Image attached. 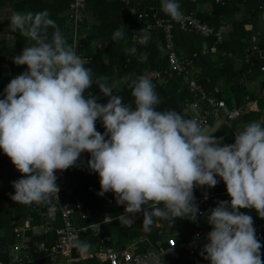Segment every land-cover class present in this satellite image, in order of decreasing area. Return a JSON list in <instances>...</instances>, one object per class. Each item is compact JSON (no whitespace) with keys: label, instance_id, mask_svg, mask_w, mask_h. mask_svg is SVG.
Here are the masks:
<instances>
[{"label":"clouds","instance_id":"obj_1","mask_svg":"<svg viewBox=\"0 0 264 264\" xmlns=\"http://www.w3.org/2000/svg\"><path fill=\"white\" fill-rule=\"evenodd\" d=\"M161 9L182 20L178 0H161ZM9 20L11 31L31 41L12 57L27 69L10 80L0 99V149L21 173L12 181L13 201L31 206L58 198L56 172L83 164L81 155L87 152L88 169L100 177L97 194L112 192L117 205L125 206L121 226L132 227L138 213L144 231L157 219L173 224L177 218L197 222L204 216L212 229L200 252L205 260L264 264L253 216L240 211L255 210L264 219V120L247 123L235 133L234 143L225 144L210 125L174 110L158 111L161 100L147 76H124L111 84L106 76L94 80L86 67L90 61L78 55L47 10L13 12ZM140 31L144 34L138 39L146 44L150 36ZM123 38L119 28L111 40ZM91 43L97 49L107 44ZM121 84L131 89L134 107L116 94ZM93 85L109 98L106 104L89 91ZM98 120L103 134L97 131ZM217 177L230 201H217L202 212L195 189L215 188ZM77 247L83 255L91 245L77 242ZM151 264H160L159 256Z\"/></svg>","mask_w":264,"mask_h":264},{"label":"trees","instance_id":"obj_2","mask_svg":"<svg viewBox=\"0 0 264 264\" xmlns=\"http://www.w3.org/2000/svg\"><path fill=\"white\" fill-rule=\"evenodd\" d=\"M12 1V0H0ZM25 0H22L23 2ZM29 12H40L47 10L50 18L53 19L59 26L61 32L66 37L69 33V24L66 10L71 3V0H29ZM40 2V6L36 5ZM52 1V2H51ZM89 1V0H88ZM99 2L103 0H98ZM226 0L224 3H216L211 0V10L201 12L196 11L195 1L178 0L181 5V11L189 12L196 11V15L210 25L220 27L232 20V29L223 32L222 40L215 42L213 38H203L195 35H187L178 27H174L173 32L178 40L175 39V48L178 54L191 56L196 53L193 65L200 69L201 73L197 76V81L202 88L225 101L226 108L229 110L232 106H238L249 103L247 100H253L251 105H248V111L238 117L244 123L251 121L264 120V70L260 67L264 65V52L262 56L257 53L250 54L247 58L243 49L250 45L251 35L257 31L262 32V25L259 24L258 17L261 12L259 2L254 0ZM138 9H158L161 6V0H134ZM110 7L97 5V17L94 22L84 20V29L89 26V33L84 39V55L89 59L86 67L91 68L95 77L106 76L109 78L108 83L111 84L115 80H120L124 76H130L132 79L138 76H147L155 86V91L158 94L161 102L157 106L158 111L174 110L185 118H190L187 112L186 105L192 101L193 97L189 91L187 83L183 77L173 76L164 81L162 77H155L154 72H162L167 66V58L164 53V34L160 28L150 30V39L145 43H138L139 33H136L138 27L133 16L128 12L126 6L120 0H110ZM48 4V5H46ZM46 7V9L44 8ZM245 11L248 13L246 18L237 19L236 12ZM69 14V13H68ZM264 27V26H263ZM119 28L124 30V38L119 41H112V34ZM52 29H49L51 35ZM9 39L10 49L0 52V65L9 63L11 74L3 76L0 70V99L4 98V89L12 78L21 74L27 69L26 65L17 66L13 63L12 57L21 54L25 46H29L31 41L25 39L19 33ZM204 40L207 51L202 53L201 46H197L195 40ZM92 41L107 42L104 48H94ZM185 41L186 46L183 44ZM259 46L264 48L263 35L259 36ZM183 53V54H182ZM189 54V55H188ZM254 82L253 85L251 82ZM257 82V83H256ZM253 87V88H252ZM93 95L99 97L98 102L106 104L108 97H105L96 85L89 90ZM117 95L123 97L126 104H132L134 107V98L131 95V89L127 84H121L115 89ZM115 94V93H114ZM261 98V99H260ZM186 109V110H185ZM244 110H246L244 106ZM186 111V112H185ZM97 131L101 134L105 132V128L101 121L96 122ZM217 138L224 137L223 143L232 144L235 139L231 133L222 131L216 135ZM90 159V154L82 153L81 160L83 164L77 167L69 168L67 176L74 184V197L79 198L85 205L90 208L93 213L94 220L99 221L106 215L105 206L109 200L116 203L115 194L112 192L106 193L103 197L97 193L100 189V177L98 173H91L87 167V160ZM10 158L0 149V229H3V234L0 236V262L9 264V244L14 241V234L10 226V221L18 215H25L31 211L30 206L17 204L13 201L9 194L15 193L12 186V181L21 178V173H14ZM219 190H223L220 188ZM196 192L203 193L205 190L197 189ZM117 211L110 213L114 219L112 223L106 225L107 232L111 234L117 227V234L120 240V247L125 248L126 244L138 237L142 232L143 214L138 213L132 227L121 226L119 216L125 211V206L117 205ZM208 211V210H207ZM248 213V212H246ZM117 220V221H115ZM159 220V219H158ZM161 225L171 224L169 221L159 220ZM59 223V219L58 222ZM179 229L177 239L187 240L191 236V228H209L204 217L197 222H190L188 219L177 218L174 222ZM198 224V225H197ZM164 234L163 227L152 226L148 234L151 242L161 241ZM42 235L37 238L41 240ZM47 243L51 242L50 238L46 237ZM85 242L91 245L89 250L96 249L94 238L84 239ZM110 242L109 244H111ZM144 243V242H143ZM165 245V241H161ZM264 245V243H262ZM145 249V247H142ZM264 248V247H262ZM261 248V249H262ZM169 252V251H168ZM264 255V251H261ZM74 256H81V253L76 249ZM84 259H79L75 264H108L103 258V254L96 251L95 254ZM102 261L100 262V260ZM48 259L36 260L32 264L46 263ZM160 264H208L200 258L191 259L181 249H174L164 255Z\"/></svg>","mask_w":264,"mask_h":264},{"label":"built area","instance_id":"obj_3","mask_svg":"<svg viewBox=\"0 0 264 264\" xmlns=\"http://www.w3.org/2000/svg\"><path fill=\"white\" fill-rule=\"evenodd\" d=\"M84 1L72 0L70 3L73 30L71 46L77 49L78 55L82 57H84L82 53V41L78 34V29L84 19ZM120 1L123 2L128 12L137 22L138 27L136 33H139L140 36L144 34L140 31L143 28L147 30V33L157 28L163 31V49L167 58V66L162 72L157 71L153 75L164 78V81H167L168 78L174 75L182 76L193 97L192 101L186 105V109L191 112L192 118L207 125L212 120H219L221 111L226 108L225 101L206 92L202 88L197 81V76L200 75L201 71L193 65L194 58L197 54L193 53L191 56H180L177 53L174 45L173 29L174 27H178L182 31L197 33L204 38L211 37L215 42H219L222 40L224 34L221 27L217 28L201 20L196 15L195 10L189 12L182 11V20L178 22L165 14L161 6L158 9L149 8L140 10L137 8L134 0ZM214 1L216 3H224L226 0ZM254 1L259 2L261 10L264 11V0ZM261 31L252 34L249 41L250 45L244 48L247 58L252 53H257L262 56L264 48L259 46L258 39L260 35H263L264 38L263 26ZM138 43L142 42L138 39ZM206 51L207 48L205 45L201 49V52L204 53ZM260 69L264 70V65ZM262 94H264V90ZM243 111H245L243 105L232 106L227 111L223 121L227 125H231L234 118ZM12 171L20 174L15 166L12 168ZM67 171L68 169L56 172L57 184L60 188L58 193L59 199L53 196L47 203L31 205V211L34 213V216L31 215L33 220L30 217H26L23 219L13 218L10 221L12 230L17 238V241L11 245L8 252L10 264H32V262L44 258L48 259V261L42 264H75L79 259L94 257L92 255L96 251L103 254V258L108 264H151V258L153 256H159L161 262L164 258V255H161V253L170 251L174 244L175 247L173 250L181 249L188 258H203L200 252L203 245L208 242L207 233L212 230L209 228H192L191 236L187 240L179 241L174 235L165 236V245H162L160 242L156 246H151L145 250L140 248L141 243L150 240L148 237L150 231H144L143 228L138 239L129 243L125 248H117L109 244L112 242V237L107 232L106 225L113 218L107 213L102 220L96 221L94 220L93 213L79 198H72L74 197V184L68 179ZM194 194L202 212H207V210L216 207L217 201H230L227 191L221 193L207 192V200L204 199V193L195 192ZM203 218L204 216H199L198 220ZM58 219L59 223H56ZM253 220L257 236L260 242H263L264 219L259 221L253 216ZM35 227L38 228V233L43 238L39 241L37 240L33 245H30L29 241L31 236H26V234L36 229ZM45 236L47 238L49 237L51 242L47 243ZM88 238L95 239L96 249L89 250L81 256H74V251L78 249L77 242H85L84 239ZM0 264L2 263L0 262Z\"/></svg>","mask_w":264,"mask_h":264},{"label":"crops","instance_id":"obj_4","mask_svg":"<svg viewBox=\"0 0 264 264\" xmlns=\"http://www.w3.org/2000/svg\"><path fill=\"white\" fill-rule=\"evenodd\" d=\"M22 0H12V1H4V2H1L0 3V49H2V51H8L10 49V41L9 39L12 38V37H15L16 32H13L11 31V29L9 28V25H10V16L12 15L13 12H17V11H20V12H29V4H30V1L29 0H25L23 2H21ZM38 1V0H37ZM72 1V0H71ZM192 1H195V5H196V11H201V12H205V11H209L211 10V0H192ZM41 1L37 2L36 5H41L40 4ZM52 2V1H51ZM110 2V0H103L101 2H99L98 0H85L84 1V6H83V12H84V19L83 21L81 22L80 26H79V29H78V34L79 36L81 37V41H82V53H83V56L85 58H87L85 55H84V39L87 37V34L89 33V26L91 24H88L86 25L87 29H84V20L87 19V21H90V22H94L96 17H97V11H98V7H96L97 5H102V6H106V7H110L111 4L108 3ZM215 2V1H214ZM243 2V1H242ZM136 4V2H135ZM48 5V4H46ZM46 9V7H44ZM34 13H37L34 12ZM66 13H67V18H68V24H69V33L67 35V38L69 40V44L71 45V41H72V18H71V9H70V4L66 10ZM69 13V14H68ZM248 16V13L245 12V11H238L236 12V15L235 17L237 19H241V18H246ZM258 20H259V24H261L262 26H264V11L261 10L260 12V15L258 17ZM232 20L228 21L226 24L220 26L221 29L223 30V32H227V31H230L232 29V23H231ZM182 31V30H181ZM184 33H187V35H195V36H198V37H202L201 35H198L197 33H193V32H186V31H182ZM204 38V37H203ZM175 39L178 40V36L176 37L174 35V45H175ZM197 42H198V45H197ZM195 43L197 46H201L200 48L202 49L206 43L204 42V40H195ZM185 45H183L184 47L186 46V43L184 41ZM176 47V46H175ZM1 52V50H0ZM243 52H244V49H243ZM183 54V53H182ZM180 56H185V55H181L179 54ZM189 55V54H188ZM88 59V58H87ZM89 60V59H88ZM0 70H1V73L3 76H10L11 74V70H10V65L9 63H2L0 65ZM257 83V82H256ZM253 88V87H252ZM261 99V98H260ZM249 103H246L244 106L246 108L245 111H243L241 113V115L245 114L244 112L248 111V105L250 106L251 103L253 102V100H247ZM243 105V104H241ZM186 110V109H185ZM228 111V110H227ZM227 111H221L220 113V119L219 120H212L209 125L216 128L218 131L216 133H214V136H216L218 133H221L222 131H225V132H229L231 133L232 137L234 138V135L236 132L238 131H241L243 130L244 126L246 125V123L240 121L238 119V117H240L241 115H238L237 117L234 118L233 122L231 125H227L223 119L227 113ZM186 112V111H185ZM187 112L190 114V118H192L191 116V112L187 110ZM82 157V155H81ZM223 190H215V189H207V188H204L205 192H215V193H221V192H225L227 191L226 190V187L225 188H222ZM196 192V190H195ZM203 192V193H205ZM198 193V192H197ZM15 194V193H14ZM85 204V203H84ZM86 206V205H85ZM87 207V206H86ZM88 208V207H87ZM117 205L115 203H113L111 200H109L105 206V209L107 210L106 211V214H110L114 211H117ZM90 210V208H88ZM91 211V210H90ZM241 212H244L245 214H250L252 216H254L256 219H258L259 221H261L262 219L257 215V213L255 212V210H248V209H241L240 210ZM92 212V211H91ZM248 212V213H246ZM124 213V212H123ZM121 213V214H123ZM31 215L34 216V213L32 211H29V212H26L25 215H18V217H14V218H18V219H23V218H26V217H31ZM119 218V217H118ZM13 219V218H12ZM33 220V219H32ZM114 220V219H113ZM117 221V220H115ZM190 221V220H189ZM114 221H111L110 223H112ZM191 222V221H190ZM10 224V223H9ZM168 225H173L174 229L172 230H169V231H166V228L168 227ZM11 226V225H10ZM154 226H158V227H163L164 229V234L162 235L161 237V241L163 240L164 241V238L165 236H168V235H174L176 237H178L179 235V229H178V226L176 224H163L161 225V223L159 222V220L157 219ZM12 228V226H11ZM36 229L34 230H31L29 231L26 236L30 235L31 238H30V241H29V244L30 245H33L38 239H35L37 238L40 234L38 233V228L35 227ZM114 230H112L113 232L111 233V237H112V245L117 247V248H122L120 247V240H119V237H118V234H117V227H113ZM192 229V228H191ZM13 231V230H12ZM3 229H0V236L3 234ZM14 234V232H13ZM139 237V235H138ZM138 237H134V239L132 241H135L138 239ZM17 241V238L14 234V241L11 242L9 244V249L11 247V245ZM132 241H130L129 243H131ZM149 241V242H148ZM148 241H145L144 243L142 242L141 243V249L142 250H145V249H148L150 248L151 246H156L157 244H159L161 241H156L155 243L154 242H151V240H148ZM126 244L125 247L128 246V244ZM264 243L261 242V244ZM142 247H145L142 248ZM264 251V248L261 249V251ZM9 256V255H8ZM202 260H205L204 258H200ZM1 260V259H0ZM194 260V259H193ZM262 260H264V255H262ZM208 264H210V262L208 260H205ZM2 263V262H1ZM3 264V263H2ZM10 264V263H9Z\"/></svg>","mask_w":264,"mask_h":264},{"label":"rangeland","instance_id":"obj_5","mask_svg":"<svg viewBox=\"0 0 264 264\" xmlns=\"http://www.w3.org/2000/svg\"><path fill=\"white\" fill-rule=\"evenodd\" d=\"M253 81L251 82V84L253 85ZM217 179L220 181L219 183H218V185L215 187V188H212V189H215V190H218V189H220V188H225L226 187V185H225V183L223 182V180L221 179V178H219V177H217ZM206 188V187H205ZM197 189H201V188H197ZM197 189H195V190H197ZM204 189V188H203ZM202 189V190H203ZM208 189V188H207ZM173 224H175V223H173ZM198 225V224H197ZM174 226L173 225H168V227L166 228V231H169V230H172V229H174L173 228ZM163 241V240H162Z\"/></svg>","mask_w":264,"mask_h":264}]
</instances>
